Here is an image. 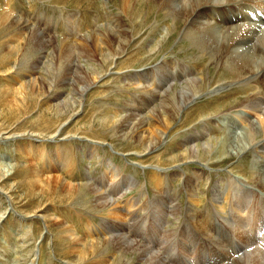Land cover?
I'll list each match as a JSON object with an SVG mask.
<instances>
[{"label":"rangeland","instance_id":"374dc122","mask_svg":"<svg viewBox=\"0 0 264 264\" xmlns=\"http://www.w3.org/2000/svg\"><path fill=\"white\" fill-rule=\"evenodd\" d=\"M142 10L136 6L132 17L124 16L121 0H0V264H162L163 259L187 256L204 264L209 237L198 228L202 214L220 238L221 245L214 250L231 252L228 243L237 219L224 218L217 209L222 199L218 179L244 158L251 162L253 151L209 167L207 156L201 155L199 162L190 154L194 142L186 140L208 116L221 118V127L213 126V136L225 141L244 135V128L235 125L238 130H234L228 122L242 110L236 106L238 98L229 97L225 106H216L223 94L244 96L245 85L231 83L223 91L199 94L184 109H141L144 88L134 85L143 82L148 88L155 79V67H165L163 58L168 54L172 72H183L181 63L190 60L191 51L179 32L167 38L165 27L160 33L161 26L156 24L165 20L156 8L149 21L140 25L148 14ZM122 21L131 31L121 34L122 44L111 45L108 35H119L117 25ZM152 37L154 43L149 46ZM124 39H130V44ZM163 39L167 43L161 52ZM152 46L155 49L149 53ZM115 50L118 54L112 57ZM205 68L210 79H217L222 70L211 63ZM142 74L146 75L143 80ZM152 141H160V146L147 147ZM221 147H215L217 154ZM226 153L225 149L219 156ZM113 165L120 167L117 176ZM155 168L162 174L155 176ZM49 176L58 179L50 184L44 180ZM38 178L44 185L36 182ZM69 183L75 189L69 191ZM111 186L116 187L115 197L123 201L111 206L129 210L133 216L127 222L129 229L144 245L125 250L127 255L111 240L112 235L123 233L127 212L112 218L107 207L97 204L91 189L110 200L105 189ZM169 194L174 195L171 201ZM89 224L93 225L90 230ZM189 230L196 231L194 240L191 234V240L187 238ZM163 245L169 248L162 250Z\"/></svg>","mask_w":264,"mask_h":264},{"label":"bare ground","instance_id":"6f19581e","mask_svg":"<svg viewBox=\"0 0 264 264\" xmlns=\"http://www.w3.org/2000/svg\"><path fill=\"white\" fill-rule=\"evenodd\" d=\"M110 1L111 0H106V2ZM136 6H138L139 10L143 11L142 9H144L145 12L148 13L143 20H140V25H142V23L145 24L149 21L152 9L156 8V10L160 13L161 18L165 20L163 24H156V26H161L160 33L165 27H167V38L174 35L176 32H179L181 38L185 39L184 44H188L191 50L189 56L190 60L183 61L181 63L183 72H172L171 68L173 67V64L170 62V54H168L169 56L167 55L163 58L165 67H155V79H153L148 88L143 82H138L134 85V87L142 86L144 88L143 92H141V101L144 107H140L141 109L144 110V108H150V110H153L156 108H164V110L160 109L162 110V112L169 111L171 109L175 110L177 108L184 109V106L190 105L194 101V98L199 97V94H204L206 92L214 94V92L216 91L219 92V89L222 90L223 88L224 90L225 87L230 85L231 83L239 82L244 83L243 86L245 85L243 90L247 93L244 94V96L242 94V97H238V95L229 96V94H223L222 97H217L218 100H223L221 101L222 103H220V106H216H225L226 101L229 100V97L233 99L238 98L236 100V106H239L242 110H240L239 114L236 115V120L235 118L229 117L228 122L230 123L229 126H231L234 130H238L237 126H239V128L241 129L244 128V135L239 136V139H233L232 137H230V140L226 139L225 141L223 139H220V137L218 136H213V133H215L214 127L216 125H218L219 128L221 127V118L218 116L217 118L215 116H208V118L200 122L201 128H195L197 131L195 132V134L194 132L192 133L193 135H191V138L189 137L188 139L187 136L186 142H194V146H191L190 154L198 158L196 160H199L201 155L207 156L208 160L212 162L211 164H209L210 162H206V165H208L209 167L216 166V164L218 163L226 164V159L230 161L233 156L242 157V154L246 153L248 149H251L253 151L254 156L251 162H248L247 159L244 158L241 165L231 168L228 174L218 179V190L221 194L222 199L220 200V203L218 204L219 207H217V209L224 218L230 219L234 217L237 219V222L232 226V230L230 233L231 237L228 243V247L231 252L225 250H214L213 247L215 245H221V242L219 241L220 238L213 234L208 221L203 214L201 216L202 218L199 219L201 223L199 225L200 227L198 226V228L200 229L201 234L203 233L204 236L209 237V246L204 247V251L207 252V254L209 252V254L205 255L206 261L204 264H264V0H121V8L123 13H125L126 15L121 13V15L118 14L116 17H121L122 15L132 17L133 8H135ZM111 16L115 17V15ZM118 22L120 23L121 21L118 20ZM117 26H119L120 32L118 30L117 31L120 34L117 35V33H112L108 35L109 37L107 38V40L109 39L111 45L115 44V42V45H118L120 43L122 44L121 34H125L124 36H126L128 35V32L131 31L130 29H128L126 21H122V23ZM124 42H129L130 44V39H124ZM148 43L149 46H151L152 43H154V37H152V39ZM166 43L167 39L159 41V51H164V49L166 48ZM101 45V42H97V48H100L99 46ZM153 49H155V47L152 46V48H150L148 52H153ZM195 50L197 51V53L193 54ZM175 52L178 53L177 51ZM116 54H118V51H113L112 57ZM206 63H211V65H213L214 67H221L220 69L222 70L220 71L221 73L218 72L217 79H210V71H208L206 68L203 69ZM198 64H200L202 67L197 69L196 67L198 66ZM207 72L208 75L205 74ZM141 77L143 80L146 78V75L143 76L142 74ZM91 80L92 79L90 78L89 81ZM140 95L141 94H139V96ZM207 102H209L208 104H213L214 100H208ZM128 107L129 106H127V108ZM205 107L206 106H204V108ZM247 114L255 116L257 120L255 121L248 118ZM199 115H201L200 112ZM112 118L114 117L112 116ZM124 120L127 121V118L124 117ZM148 120L149 124V122L152 120L150 118ZM154 122H157L156 119ZM247 122L248 125H246ZM235 125L237 126L235 127ZM240 125H242L243 127H241ZM156 127H158V125ZM257 127L261 128H259L260 131H255V129H258ZM148 129L150 128L148 127ZM152 129L153 128H151L150 130ZM159 129L160 132H163L162 130L164 128L162 130L161 128ZM119 130L120 129H118V131ZM131 132L135 133L134 130H132ZM245 133H248L246 134L247 138L245 137ZM160 134L159 140L163 141L162 134ZM151 137L152 136H150V138ZM145 140L141 141L145 142ZM134 143H136V141ZM158 143H160V141H152L148 142V144L146 145L147 147L149 146L151 148H154L160 146H157ZM218 145L223 146L221 147V151H219V154L215 152V147H217ZM142 146H144V144ZM225 149L227 152L226 156H219L220 154L222 155L225 152ZM216 156H218V158H216ZM109 166L111 165L109 164ZM115 166L113 167V170L115 171L114 175L117 176L120 172V167L116 168ZM155 171V176L162 174L160 169L158 170L155 168ZM57 177L49 176L44 178V180L51 184V180L58 179ZM44 180L38 178L36 182H42V184L44 185ZM168 182L171 181L168 180L167 184ZM69 186V191L75 189V185L69 183ZM91 189L93 193H96L97 204L101 205L102 207H107L109 210L106 212L110 214L111 217L113 216L114 218H116V220L121 217V211L123 213L129 211L121 207L119 208L116 206H111L112 204L119 205L123 202L121 201L122 198H120L119 196L115 197V195L118 194L115 192L116 187L111 186L110 188H106L108 192L105 189V193L109 196L111 195L112 197L109 198L110 200L106 199L100 193V190L93 189V187H91ZM186 190L187 189H185V192ZM189 195L191 194L189 193ZM194 195L196 196V194ZM172 196H170V194L168 195L167 198L169 199V201L172 200ZM189 197L187 196V198ZM176 204L178 203L176 202ZM193 204L194 203H192V201L188 203V205L192 206V208ZM170 205H172V207L175 206V204H173L172 202L170 203ZM162 209L165 210V207ZM176 209L179 210L178 208ZM124 217L126 218V221L123 222L124 225L121 227L123 233L121 234V236H119V234L112 235L111 240L115 241L116 248L118 250L125 251L131 248L138 250L140 246L143 245V243H140L141 241L139 242V240L136 238L137 234L134 233L133 230V232H131V229H129L131 224L127 223L130 222L131 219H133V216L127 212ZM87 226L89 230L93 227L92 224H89ZM126 232H129L130 236H128V234L127 236H125L124 233ZM195 232L196 231L189 230L187 238L191 240L189 237V234H191L194 240ZM141 233L143 235L142 231ZM132 236L134 238H132ZM123 238H125V240ZM202 242L203 240L200 242V245ZM156 245H159L158 241L156 242ZM168 248L169 247H167L166 245L161 246L162 250ZM125 252L127 255V251ZM157 253L158 256L161 257L159 252H156L155 254ZM149 258L150 257H148V260ZM162 264L199 263L187 256L186 258H183V260L179 257L168 259L167 261L163 259Z\"/></svg>","mask_w":264,"mask_h":264}]
</instances>
